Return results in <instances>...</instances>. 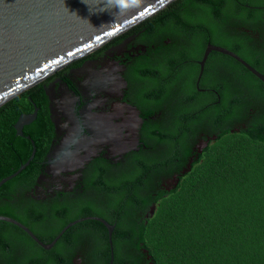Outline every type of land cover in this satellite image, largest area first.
I'll return each instance as SVG.
<instances>
[{"label": "flooded vegetation", "instance_id": "obj_1", "mask_svg": "<svg viewBox=\"0 0 264 264\" xmlns=\"http://www.w3.org/2000/svg\"><path fill=\"white\" fill-rule=\"evenodd\" d=\"M136 26L28 88L27 114L35 115L22 134L32 164L9 196L0 194L7 208L0 216L20 225L0 224V257L17 259L12 264H160L142 225L157 196L192 174L227 130L228 121L216 132L205 116L219 104L225 78L216 51L201 69L211 43L198 58L189 44L145 43ZM205 69L213 78H203ZM188 129L192 137L182 143ZM145 182L155 190L145 191ZM131 210L136 219L126 218Z\"/></svg>", "mask_w": 264, "mask_h": 264}, {"label": "trees", "instance_id": "obj_2", "mask_svg": "<svg viewBox=\"0 0 264 264\" xmlns=\"http://www.w3.org/2000/svg\"><path fill=\"white\" fill-rule=\"evenodd\" d=\"M135 28L145 29V43L171 39L189 44L198 58L208 43L223 47L264 75V0H175ZM214 57L221 62L225 83L219 104L205 110V116L216 132L228 121L227 130L191 175L172 192L157 196L153 216L142 225L145 245L160 264H264V84L233 58L217 52ZM206 69L203 78H213ZM235 80L240 83L232 84ZM244 110H254L252 117ZM27 113L28 90L0 107V180L31 156L27 137L13 129ZM184 133L181 142L188 143L192 129ZM27 171L28 166L3 184L0 194L5 190L2 196H9L7 189L12 191ZM120 181L113 180L112 186L120 187ZM138 181L130 180L135 186ZM143 188L155 190L146 182ZM0 210L7 213L5 207ZM128 213V219L138 217L137 211ZM13 261L17 259L0 257V264Z\"/></svg>", "mask_w": 264, "mask_h": 264}, {"label": "water", "instance_id": "obj_3", "mask_svg": "<svg viewBox=\"0 0 264 264\" xmlns=\"http://www.w3.org/2000/svg\"><path fill=\"white\" fill-rule=\"evenodd\" d=\"M173 1L0 0V107L42 77L152 17ZM211 51L233 58L264 84L263 74L236 54L210 44L200 62L201 69ZM34 115L18 117L13 125L17 136H23V127ZM33 156L34 151L14 173L1 179L0 187L20 174ZM0 221L20 226L4 216Z\"/></svg>", "mask_w": 264, "mask_h": 264}]
</instances>
